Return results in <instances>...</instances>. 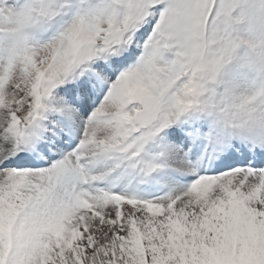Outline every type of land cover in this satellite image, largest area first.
<instances>
[{
    "label": "snow or ice",
    "instance_id": "obj_1",
    "mask_svg": "<svg viewBox=\"0 0 264 264\" xmlns=\"http://www.w3.org/2000/svg\"><path fill=\"white\" fill-rule=\"evenodd\" d=\"M0 264H264V0H0Z\"/></svg>",
    "mask_w": 264,
    "mask_h": 264
}]
</instances>
